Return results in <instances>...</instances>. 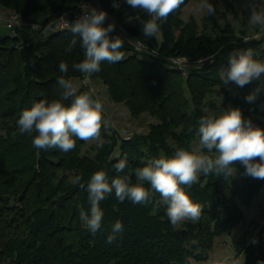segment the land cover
<instances>
[{"label":"trees","instance_id":"obj_1","mask_svg":"<svg viewBox=\"0 0 264 264\" xmlns=\"http://www.w3.org/2000/svg\"><path fill=\"white\" fill-rule=\"evenodd\" d=\"M88 0H0V13H18L38 25H55L70 7ZM103 8L123 24L126 34L142 42L149 52H138L125 41L124 60L115 64L103 62L92 81H101L111 100L125 104L132 116L148 113L157 122L145 134L121 139L114 129H101L102 148L93 155L85 154L86 142L76 140L67 152L59 149L40 150L33 147V136L22 134L17 121L25 108L40 100L58 98L57 80L81 79L73 64L83 59L80 38L67 31L43 33L24 27L10 34H0V264H191L208 259L217 238L231 234L245 219V208L259 196L264 179L245 175V166L235 162L233 175H203L190 188L191 199L200 205L198 222L186 221L173 228L166 215V205L153 194L152 203L120 202L113 192L101 201L102 227L93 235L80 220L79 206L88 205L87 184L97 171H104L109 182L117 175H130L160 155L171 156L177 148L195 151L201 117L210 115L205 109L221 111L232 104L239 107L245 119L264 128V94L247 102L221 80L231 52L240 43L258 50L264 39L246 36L238 39L233 32L224 35L214 25L209 32L207 17L199 32L196 19H181L183 9L160 22L161 41L157 35L145 39L142 24L150 17L133 10L123 0L118 9L115 0H98ZM129 21V23H125ZM219 28V27H218ZM220 30V28H219ZM221 31V30H220ZM49 33V34H48ZM223 33V32H222ZM119 36L115 32L110 37ZM72 39L77 43L67 51ZM154 53V54H152ZM184 58V67L172 59ZM68 65L61 73L59 63ZM96 97L85 86L78 90ZM223 97L218 107L213 100ZM70 104L71 101H66ZM189 128L192 131H189ZM200 147V146H199ZM215 158L218 153L201 149ZM127 158L125 173L113 167ZM258 159V158H257ZM77 175L80 184L73 183ZM83 185V186H81ZM146 188L150 186L145 182ZM120 220L123 231L112 244L106 243L111 224ZM254 222L251 221V224ZM250 224V225H251ZM247 231L236 243L238 254H245V264H264V227L258 234L256 253L248 242ZM230 264H238L236 261Z\"/></svg>","mask_w":264,"mask_h":264},{"label":"clouds","instance_id":"obj_2","mask_svg":"<svg viewBox=\"0 0 264 264\" xmlns=\"http://www.w3.org/2000/svg\"><path fill=\"white\" fill-rule=\"evenodd\" d=\"M184 2L126 0L131 9L142 11L150 17L142 24L145 39L154 37L160 31V22H166ZM248 9L249 25L264 30V0H248ZM195 12L211 16L215 14L216 8L209 0H200L195 6ZM107 19L106 11L91 7L71 24V32L74 37L80 38L83 50V59L72 67L84 74L86 79L99 73L103 62L115 64L124 60L121 49L125 41L120 36L110 37L115 24L108 23L105 27ZM76 43L77 40L72 39L67 51H71ZM254 56L252 48L234 50L228 56V66L221 77L225 85L234 82L238 87H244L254 80L259 81L257 88L246 96L247 102H254L264 89V61ZM58 69L61 73H67L68 65L61 62ZM56 83L58 98L40 100L22 110L17 121L19 131L29 135L35 133L33 147L40 150L59 149L67 153L76 147L77 139L97 141V147L102 148L105 141L101 139V129L110 126L105 120L102 102L89 93L78 94L72 79L61 76ZM66 101L71 103L66 104ZM189 131L192 129L189 128ZM197 133L200 148L208 152L215 150L218 153L215 158L177 148L171 156L162 154L149 160L146 166L136 168V183H132L128 174L117 175L109 182L104 171L95 172L87 184L89 208L79 206L80 220L88 230L95 235L101 229L103 211L100 203L113 192L120 202L128 199L134 204L145 206L152 203L153 194H159L160 202L166 205L168 220L176 228L186 221L195 223L200 219L202 209L191 199L185 187L190 188L197 183L201 174L231 176L235 171L232 165L240 162L245 166V175L264 179V128L254 126L250 119H245L239 107L228 105L217 115L201 117ZM113 167L118 174L125 173L127 158L119 159ZM82 179V176L77 175L73 183L80 184ZM145 182L149 188L144 186ZM110 228L106 239L108 244L116 241L123 231V224L117 220Z\"/></svg>","mask_w":264,"mask_h":264},{"label":"rangeland","instance_id":"obj_3","mask_svg":"<svg viewBox=\"0 0 264 264\" xmlns=\"http://www.w3.org/2000/svg\"><path fill=\"white\" fill-rule=\"evenodd\" d=\"M123 0H115L113 8L118 9L119 3ZM200 2V0H192L182 11L181 19L185 22L191 19H196L199 25V32L203 31V25L207 17H211L208 22L209 32L212 31V27L217 25V32L224 35L229 32L236 34L238 39L242 37L255 38L258 40L264 39V30H260L257 26H251L248 23L249 9L248 0H209L210 3L216 8L214 15L198 14L195 12V6ZM115 5V6H114ZM91 7L97 10L106 11L103 6H101L98 0H88L85 4H81L78 7ZM107 12V11H106ZM108 14V19L105 22V27L108 23L115 24V30L113 32L118 35H124L125 30L123 24H120L113 14ZM129 23V21L125 22ZM220 30H219V28ZM223 32V33H222ZM11 31L5 23L0 22V34L6 35L10 34ZM49 34V33H48ZM158 39L161 41L160 31L156 34ZM121 37V36H120ZM248 38L246 41H248ZM240 49L251 48L250 44L240 43ZM254 58L257 60L264 61V42L259 46L258 50H254ZM181 64V67H184ZM226 69V68H225ZM224 70L222 71L223 75ZM73 83L79 90L82 86L87 87L94 94L96 99L100 100L104 108L105 120L110 125L106 132L109 133L110 130L114 129L121 139H129L135 134H145L149 131L151 124L157 121L152 118L148 113H144L138 117L132 116L130 110L125 104L115 103L111 100L106 87L101 81H92L91 78L74 79ZM259 81H252L244 87H238L234 82H229L230 88L236 90L239 94L247 96L249 93L254 91ZM264 94V89H262L257 97ZM208 99L213 100L218 107L223 104V98H219L216 95L210 96ZM231 105L230 103L227 104ZM205 111L210 115H217L219 111H211L205 109ZM264 120V118H263ZM101 139L103 140V134H101ZM97 141L86 142V147L84 150L85 154L93 155L97 147ZM195 149L197 153H201V148L198 144H195ZM245 219L244 221L231 233H225L216 239L213 250L209 253L208 259L204 261L193 260L191 264H230L236 261L238 264H245V254H238L236 243L241 241L243 235L248 231V242L253 244L256 253L259 252V246L257 244L258 234L261 228L264 227V186L259 194V196L253 201L251 206L244 209ZM251 221L254 223L251 224ZM251 224V225H250Z\"/></svg>","mask_w":264,"mask_h":264},{"label":"built area","instance_id":"obj_4","mask_svg":"<svg viewBox=\"0 0 264 264\" xmlns=\"http://www.w3.org/2000/svg\"><path fill=\"white\" fill-rule=\"evenodd\" d=\"M88 8L89 7L87 6L83 8L82 7H70L68 11L58 19V21L56 22L54 26L53 25H38L33 22H28L22 17V15L18 13H11L7 15L0 13V22L5 23L7 27L12 31H16L24 27H29L32 31H36L40 33L50 31V30L67 31L71 29V24L72 22L75 21L76 18H78L82 14L87 13L89 11L87 10ZM119 36H121L128 43V45L132 47L135 51L145 52V53L149 52L148 48L142 42L129 37L126 34V32L124 35H119ZM129 40L131 41L129 42ZM187 62L188 61L184 58L172 59V63L179 67H181V64H185Z\"/></svg>","mask_w":264,"mask_h":264}]
</instances>
